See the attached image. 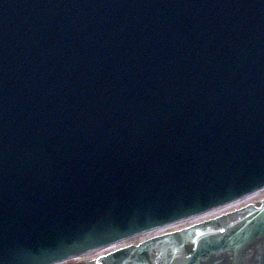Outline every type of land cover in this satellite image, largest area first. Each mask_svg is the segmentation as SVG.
<instances>
[{"label": "water", "instance_id": "95a60500", "mask_svg": "<svg viewBox=\"0 0 264 264\" xmlns=\"http://www.w3.org/2000/svg\"><path fill=\"white\" fill-rule=\"evenodd\" d=\"M263 185L264 0H0V264ZM95 264H264V200Z\"/></svg>", "mask_w": 264, "mask_h": 264}, {"label": "bare ground", "instance_id": "6f19581e", "mask_svg": "<svg viewBox=\"0 0 264 264\" xmlns=\"http://www.w3.org/2000/svg\"><path fill=\"white\" fill-rule=\"evenodd\" d=\"M264 197V188L259 189L253 193H250L244 197H241L235 201H232L226 205L220 206L218 208L209 210L207 212L198 214L196 216L175 222V223H171L153 230H149L131 237H127L124 239H121L115 243L106 245L104 247L98 248V249H94V250H89V251H84L82 253H79L75 256H73L71 259L77 260V261H89V262H94L97 260V257L103 253H106L107 251L113 250L115 248H118L120 246H124V245H128V244H135L139 241H141L142 239L146 238V237H150L152 235H156L159 233H163L166 231H171V230H175V229H179L181 227H184L186 225H190L192 223H196L211 217H214L216 215H219L221 213H226L229 211H232V209H236L238 207H241L245 204H250V203H255L256 201H258L259 199H262Z\"/></svg>", "mask_w": 264, "mask_h": 264}, {"label": "rangeland", "instance_id": "374dc122", "mask_svg": "<svg viewBox=\"0 0 264 264\" xmlns=\"http://www.w3.org/2000/svg\"><path fill=\"white\" fill-rule=\"evenodd\" d=\"M58 264H83V262L81 260L77 261V260H74V259H68V260L60 262Z\"/></svg>", "mask_w": 264, "mask_h": 264}]
</instances>
